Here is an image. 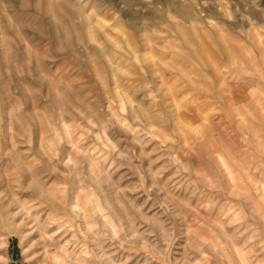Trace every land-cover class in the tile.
I'll return each instance as SVG.
<instances>
[{
    "label": "rangeland",
    "instance_id": "rangeland-1",
    "mask_svg": "<svg viewBox=\"0 0 264 264\" xmlns=\"http://www.w3.org/2000/svg\"><path fill=\"white\" fill-rule=\"evenodd\" d=\"M0 264H264V0H0Z\"/></svg>",
    "mask_w": 264,
    "mask_h": 264
}]
</instances>
